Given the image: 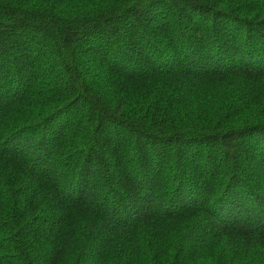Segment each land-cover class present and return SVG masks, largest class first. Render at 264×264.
<instances>
[{
    "label": "trees",
    "instance_id": "trees-1",
    "mask_svg": "<svg viewBox=\"0 0 264 264\" xmlns=\"http://www.w3.org/2000/svg\"><path fill=\"white\" fill-rule=\"evenodd\" d=\"M0 264H264V0H0Z\"/></svg>",
    "mask_w": 264,
    "mask_h": 264
},
{
    "label": "rangeland",
    "instance_id": "rangeland-1",
    "mask_svg": "<svg viewBox=\"0 0 264 264\" xmlns=\"http://www.w3.org/2000/svg\"><path fill=\"white\" fill-rule=\"evenodd\" d=\"M260 49H263L262 47H260Z\"/></svg>",
    "mask_w": 264,
    "mask_h": 264
}]
</instances>
